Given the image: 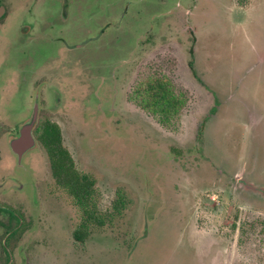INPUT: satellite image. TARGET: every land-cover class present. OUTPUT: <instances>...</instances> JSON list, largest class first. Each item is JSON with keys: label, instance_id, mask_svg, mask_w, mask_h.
I'll return each mask as SVG.
<instances>
[{"label": "rangeland", "instance_id": "374dc122", "mask_svg": "<svg viewBox=\"0 0 264 264\" xmlns=\"http://www.w3.org/2000/svg\"><path fill=\"white\" fill-rule=\"evenodd\" d=\"M3 2L0 66H43L41 119L113 214L77 240L82 208L42 143L29 192L7 189L5 154L0 197L24 217L7 262L0 213V264H264V0H70L67 17L61 0ZM157 78L179 102L165 115L145 106Z\"/></svg>", "mask_w": 264, "mask_h": 264}, {"label": "flooded vegetation", "instance_id": "af4514ba", "mask_svg": "<svg viewBox=\"0 0 264 264\" xmlns=\"http://www.w3.org/2000/svg\"><path fill=\"white\" fill-rule=\"evenodd\" d=\"M61 2V15L67 17L66 14L69 12L71 2L70 0H68L69 3L66 4H63L64 1L62 0ZM7 11V4H5L3 0H0V19L6 17ZM30 25V22L25 23V25L20 27L21 31L19 30L17 33L15 40L18 39V43L22 42L21 45L24 43L32 44L36 40V38L24 40L26 36H29L30 33H32V27ZM7 28L8 27H6V31ZM3 30H5V28L2 27L0 23V32H3ZM6 31H4V33ZM12 41L14 40L12 39ZM68 46L70 48L76 47L75 45ZM42 67L43 66H0V137L4 134L10 133L9 145L11 147L12 142L21 135L26 124L34 119L35 121L32 125L31 133L36 142L35 147L37 146V143L40 142L39 134L41 133L43 122L46 120L41 119L43 113H41L40 110L42 100L44 99L41 92L42 76H45L46 73L45 71H42ZM50 90L49 96H54L55 99H58L55 88L53 87ZM35 147L28 148L23 145L19 148L21 151L20 154H18L13 148V151H9V148L6 147H4L6 149H4L3 152H0V160L6 154L5 156L8 157L6 167L15 171L10 173L12 174L13 179L15 177L16 180H20L19 184L13 183L8 186L7 189L19 191L27 190V192H29L32 188L30 184L26 183V178L30 173L29 171H31V163L27 162L26 159ZM35 163L37 164V162ZM24 164H28V166ZM16 167L20 170V173H16ZM10 170H8V172ZM5 186V183L0 182V188ZM7 193L8 191L4 194ZM0 213L7 216L8 222H10L11 219L16 221L13 225H10V223L7 222L5 227L12 228L8 231V233L13 231L15 228H21L23 226L24 212L21 206H15L9 203L6 199H2L0 197ZM18 230L19 229H17V231ZM15 231L16 230H14L12 234H9L3 246L7 253V262L12 260V249H9V241Z\"/></svg>", "mask_w": 264, "mask_h": 264}, {"label": "trees", "instance_id": "16d2710c", "mask_svg": "<svg viewBox=\"0 0 264 264\" xmlns=\"http://www.w3.org/2000/svg\"><path fill=\"white\" fill-rule=\"evenodd\" d=\"M189 66L197 77L193 60L189 62ZM146 90L148 98L145 106L156 109L164 115L170 113L179 103L168 82L163 78L149 82ZM215 110L213 108V111ZM39 140L46 148L56 182L65 188L82 208V220L74 236L77 240L85 241L91 232L102 229L100 227L105 226L112 219L113 212L99 209L97 179L77 168L71 151L64 144L59 123L46 119ZM17 232L16 230L13 235Z\"/></svg>", "mask_w": 264, "mask_h": 264}, {"label": "water", "instance_id": "95a60500", "mask_svg": "<svg viewBox=\"0 0 264 264\" xmlns=\"http://www.w3.org/2000/svg\"><path fill=\"white\" fill-rule=\"evenodd\" d=\"M34 121L35 119L30 121L28 124H26V126L23 128L21 135L12 142V148L18 154H20L21 152L19 149L21 146L25 145V147L33 148L36 145L35 139L34 137H32V133H31V129Z\"/></svg>", "mask_w": 264, "mask_h": 264}]
</instances>
